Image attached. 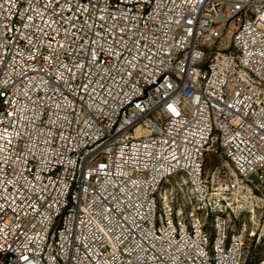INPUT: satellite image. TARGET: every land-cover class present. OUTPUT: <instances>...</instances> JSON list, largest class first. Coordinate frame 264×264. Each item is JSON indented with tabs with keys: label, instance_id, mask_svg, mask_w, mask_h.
I'll return each instance as SVG.
<instances>
[{
	"label": "built area",
	"instance_id": "1",
	"mask_svg": "<svg viewBox=\"0 0 264 264\" xmlns=\"http://www.w3.org/2000/svg\"><path fill=\"white\" fill-rule=\"evenodd\" d=\"M210 151L264 201V0H0V264H241Z\"/></svg>",
	"mask_w": 264,
	"mask_h": 264
},
{
	"label": "rangeland",
	"instance_id": "2",
	"mask_svg": "<svg viewBox=\"0 0 264 264\" xmlns=\"http://www.w3.org/2000/svg\"><path fill=\"white\" fill-rule=\"evenodd\" d=\"M207 170L210 171V177L216 172L219 173L220 183L215 188H223L227 192L229 204L232 211H236L238 207L243 206L241 196L247 201L246 209L239 214L235 212L233 221L229 224L230 227H235L237 232L243 235L244 238V254L241 264H264V201L256 193L254 195L249 186L245 183L239 182V190L237 195L236 191L230 187V181L224 180L228 176L232 182L234 179V172L225 158L214 151H210L207 158ZM230 182V183H229ZM246 186L247 189H244ZM244 189V190H243ZM244 191L243 194L241 191ZM257 197V198H256ZM257 207L253 210V207ZM230 211V210H229ZM252 212H254L252 214Z\"/></svg>",
	"mask_w": 264,
	"mask_h": 264
}]
</instances>
